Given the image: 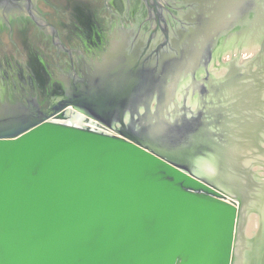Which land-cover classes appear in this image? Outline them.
<instances>
[{
	"label": "water",
	"instance_id": "95a60500",
	"mask_svg": "<svg viewBox=\"0 0 264 264\" xmlns=\"http://www.w3.org/2000/svg\"><path fill=\"white\" fill-rule=\"evenodd\" d=\"M26 4L40 13L33 0H0V15ZM261 55L264 47L248 56ZM201 74L177 80L176 105ZM151 80L133 81L128 95ZM240 213L241 199L204 175L190 152L135 128L50 119L0 133V264H233Z\"/></svg>",
	"mask_w": 264,
	"mask_h": 264
},
{
	"label": "flooded vegetation",
	"instance_id": "af4514ba",
	"mask_svg": "<svg viewBox=\"0 0 264 264\" xmlns=\"http://www.w3.org/2000/svg\"><path fill=\"white\" fill-rule=\"evenodd\" d=\"M62 1L33 0L40 11L39 14H35L34 8L26 4L23 12L0 15V56L10 51L22 54V43H40L41 47L48 51L47 54L51 52L53 55H49L51 61L49 67L52 70L50 82L54 85L48 88L45 77L33 71L32 74L39 81L35 94H31L26 87L25 94L22 91L16 93L13 79L17 78V72L7 69L4 60L0 59V133H9L34 122L50 119L101 127L114 132L140 128L133 115L132 119L126 122L125 113L137 112L126 109L123 99L114 102L116 104L106 101V97L121 98L127 96L129 92L126 90L115 93L95 83L101 66L114 60L121 61L126 56L131 62L129 66L131 72L134 73L130 83L146 79L144 74H149L152 67L153 71L156 65L159 67L160 64H174L166 59L180 54L186 35L198 26L197 16L204 2L207 6L211 5L210 9L216 6L218 25L223 20H229L230 14L226 10L232 2H236V0H84L91 7L101 11L96 19L102 18L108 26L106 29L95 30L91 25H84L86 30L84 36H81L70 35L64 30L63 25H67V16L60 7ZM255 1L257 4L264 2ZM30 13L34 14L36 20ZM259 16V12L250 10L247 16L241 21L234 22L230 28L217 29L208 57L196 65L195 72H202V78L198 81L199 92L195 91V85L192 84L189 93L193 90L199 96V100H195L203 113L202 122L215 123V117L209 114L214 109L216 119L219 121L221 113L219 108L222 104L220 90L223 87L227 91L231 87L233 67L236 65L249 67L256 63H247L252 54L245 57L243 52H252L250 28L259 20ZM41 18L58 29L60 40L55 36V43L61 50H56L53 45L51 32L54 30L49 26L40 28L38 23H42ZM258 45L264 47V40ZM227 53H230L231 57L225 60L223 56ZM238 55L244 61H240ZM42 65L45 66L44 63ZM183 73L185 72L182 71L181 74ZM92 74L95 78L94 83H91L90 79ZM43 89L46 94L43 93ZM175 89L174 84L172 95L166 99L168 111L173 108L171 100L175 95ZM148 96L156 102L155 107L162 98V94L156 90H152ZM187 100H190V103H187L185 109L189 110L188 107H192L193 104L190 98ZM143 108L139 106L136 111L144 110ZM61 114L65 117L59 118ZM11 115H16L17 121H7ZM217 126L220 127L219 122ZM262 251L263 259L260 263L264 264V241Z\"/></svg>",
	"mask_w": 264,
	"mask_h": 264
},
{
	"label": "bare ground",
	"instance_id": "6f19581e",
	"mask_svg": "<svg viewBox=\"0 0 264 264\" xmlns=\"http://www.w3.org/2000/svg\"><path fill=\"white\" fill-rule=\"evenodd\" d=\"M258 7L262 9V13L259 20L256 21V25L251 29L252 46L250 47L253 53H258L261 48L258 44L264 40V2L259 3ZM205 27L206 24L201 27V30ZM196 36L197 34L194 36L195 40ZM247 63L255 64L249 67L234 66L231 87L227 91L223 87L221 88L222 104L219 108L221 112L219 121L216 119L215 109L209 113L215 117L213 124L207 121L202 122L203 113L200 111L197 101L194 104L191 101L193 106L188 107L189 110L185 109L187 103H190L187 98L191 99V93H185L186 104L183 107L175 104V100H182L183 96L178 94L176 83L185 74L175 76L176 63L172 65L160 64L157 69L153 70L152 77L151 74H144L147 79L152 78V80L148 85L146 83L145 87L127 95L129 98L124 104L125 106L131 102L137 103V105L139 104L137 109L146 104L144 110L136 111L137 109H135L134 112L137 113L132 114L131 111L126 113V121L129 122L133 115L134 121L138 122L140 126L135 129L141 132L145 138L158 144H166L168 148L178 153L190 152L194 163L198 164L204 175L241 199L233 264H254V261L250 263V252L256 258L260 248L263 249L264 241V126L253 130L255 134L257 133L255 137H252L253 134L250 131L257 122L264 121V55L250 59ZM167 80L175 83L176 92L171 100L173 108L167 112L161 110L158 115V120L163 123L162 126L159 125L162 133L159 137V133L156 134L154 130L156 125L148 127L149 124L144 121L146 118H152L149 114L157 112V107H165L167 95L162 94L160 103L155 107L156 102L143 92L151 93L154 87L164 86ZM197 83L199 85L198 81ZM194 89L199 92V88L196 86ZM138 91H141V95ZM174 112H178L176 120L169 117ZM183 118L189 121L186 124H179V120ZM192 121L197 124L195 129L190 126ZM217 122L220 127L217 126ZM191 131L200 138L201 142H192ZM185 141V145H179ZM197 148L199 151H196Z\"/></svg>",
	"mask_w": 264,
	"mask_h": 264
},
{
	"label": "rangeland",
	"instance_id": "374dc122",
	"mask_svg": "<svg viewBox=\"0 0 264 264\" xmlns=\"http://www.w3.org/2000/svg\"><path fill=\"white\" fill-rule=\"evenodd\" d=\"M214 3L215 2H213L212 5H214ZM258 5L259 2L257 4V1L255 0H236V2H232L228 10H226V12L230 14L229 20H223L218 25L216 21V6H213L210 9L209 7L211 5L207 6L206 2H204V6L203 8L201 7V11L197 16L198 26L191 33H188L186 35L182 50H180V54L175 57L169 56L166 59L168 62L176 63V68H174L175 76H179L182 71L185 73H191V71H195L196 65H198L200 61H203L208 57L210 47L217 34V29L226 30L230 28L231 26H233L234 22L241 21L243 17L247 16L250 10H254L261 14L262 9L259 8ZM60 7L66 12L67 16V25H63V28L66 33L69 32L68 34L70 35L75 34L84 36L83 33L86 30L84 25H91L95 30L106 29V27L108 26L107 22H105L102 18L96 19L101 11L95 9L94 7H91V5H89L84 0H63L62 4H60ZM229 10H232V12H229ZM205 24L206 27L201 30V27H203V25ZM255 25L256 22L250 29H252ZM196 34L197 36L195 40L194 36ZM51 36L53 37V45L55 46L56 50H61L59 45L55 43L54 32H51ZM21 52L22 54H14L12 51H10L8 53H3V55L0 56V59L4 60V65L5 67H7V69L16 70L17 72V78L13 79L14 91L16 93L22 91L25 94L26 87L31 94H35L36 86L38 85L39 81L36 80V76L32 74L33 71H37L41 73L43 77H45L48 88L53 87L54 85L50 82V74L52 70L49 67V63L51 62L49 58L50 56H53L51 52L47 54L48 51L46 50V48H42L40 43L37 42H29L28 44L22 43ZM252 53L253 52H243V56L247 57ZM46 54L48 56H46ZM229 57H231L230 53H227L223 56L225 60H227ZM43 63L45 64V66L42 65ZM130 64L131 62L129 61V58L125 56L121 59V61L114 60L112 61V63L102 65L100 68L101 71L99 72L96 79L93 77V74L90 76L91 83H94L95 79V83L100 84L101 87H106V89L113 90V92L115 93L124 92L128 90V87L131 85L130 79L134 76L133 71L131 72V69L129 67ZM157 66L158 65H156L155 69L158 68ZM152 68L150 69V71L153 73ZM149 74L151 73L149 72ZM31 75L34 76V79L31 78ZM174 84L175 83L168 81L164 86L160 87L159 85H157L153 90L159 91L161 94H166L168 99L172 95ZM193 85L199 88L197 81L194 82ZM43 93L46 94L44 89ZM138 93L139 95H141V91H138ZM143 93L148 95V91H145ZM43 98L44 97L42 96V99ZM138 105L137 103L134 104L133 102H131L126 105V108L128 107L131 110H135L137 109ZM141 106L146 107V104H143ZM161 110H163V112L168 111L166 103L165 107H157V112H150L149 115H151L152 118H146V120L144 121L146 124H149L148 127L156 125V128L154 130L156 134L159 133V137L162 135L159 125H163V123L158 120V115H160ZM187 121L189 120L183 118L182 120H179V124H186ZM126 122L128 123V121ZM261 124H264V121L260 123L257 122L256 125H253L251 127L250 131L253 134L252 137H255V135L257 136V133L255 134V131L253 130L264 126ZM190 126L195 129L197 127V124L192 121ZM190 139L195 143L198 141L201 142L200 138H198V136H196L192 131L190 134ZM186 141L179 145H185ZM210 152H212L211 149ZM214 153L216 154L217 151L215 150ZM262 250L260 248L259 252L256 254V258L250 252V263L252 261H254V264H259L260 262L262 263Z\"/></svg>",
	"mask_w": 264,
	"mask_h": 264
},
{
	"label": "built area",
	"instance_id": "2783aa9c",
	"mask_svg": "<svg viewBox=\"0 0 264 264\" xmlns=\"http://www.w3.org/2000/svg\"><path fill=\"white\" fill-rule=\"evenodd\" d=\"M91 127L96 128V129H100V130H104V131H109V132H111L110 130H108V129H104V128H101V127H96V126H91Z\"/></svg>",
	"mask_w": 264,
	"mask_h": 264
}]
</instances>
